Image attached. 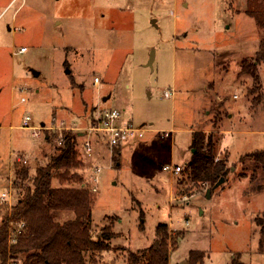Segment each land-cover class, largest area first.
Here are the masks:
<instances>
[{
	"label": "rangeland",
	"instance_id": "rangeland-1",
	"mask_svg": "<svg viewBox=\"0 0 264 264\" xmlns=\"http://www.w3.org/2000/svg\"><path fill=\"white\" fill-rule=\"evenodd\" d=\"M244 7L245 0H0V202L11 190L3 206L23 195L13 184L17 158L27 162L30 185L61 135L77 132L76 172L83 187L98 190H89L93 233L110 226L116 235L98 264H127V251L150 248L160 224L184 232L170 264H187L191 251L205 252L204 264H230L237 255L264 264L255 223L264 194L250 193L248 179L237 176L245 169L240 157L264 147V99L252 105L254 80L241 74L261 33ZM258 74L264 96V64ZM102 108L121 113L117 125L145 130L121 145L118 164L107 139L87 131ZM199 131L220 135L219 153L228 151L235 167L210 195L207 185L164 170H184ZM53 187H61L58 179ZM71 217L64 212L60 221Z\"/></svg>",
	"mask_w": 264,
	"mask_h": 264
},
{
	"label": "trees",
	"instance_id": "trees-1",
	"mask_svg": "<svg viewBox=\"0 0 264 264\" xmlns=\"http://www.w3.org/2000/svg\"><path fill=\"white\" fill-rule=\"evenodd\" d=\"M242 12L254 20L261 33L259 50L252 61L244 60L241 68V74L250 75L254 80L250 94L255 95L252 105L257 106L264 99L258 74L259 66L264 64V0H245ZM44 135L45 141L51 143L53 135L49 132ZM78 136L79 133L72 131L61 135L59 147L48 156L45 165L35 169L30 185L25 184L30 176L29 168L25 165L27 162L16 164L18 170L13 184L16 190L23 191V195L20 193L11 207L0 205L1 264H9L20 258L23 264H98L99 256L114 250L110 244L116 237L112 227H106L98 234L92 230L91 218L96 197L82 186V178L76 172L82 164L78 158ZM220 143V135L213 132L206 134L199 131L193 134L191 160L181 173L185 183L194 186L204 184L212 191L220 179L227 180L235 167L230 165L228 151L223 155L219 153ZM120 147L114 148L113 160L117 164ZM239 161L243 162L245 169L237 175L238 178L248 179L250 193L264 194V147L241 156ZM55 179L59 180L61 187H53ZM71 183L81 186H66ZM64 212L72 217L61 222ZM261 218H264V214ZM261 218H256L255 223L264 234ZM169 229L168 224H160L156 228L153 245L137 252L128 250L126 263L170 264L171 253L178 248L184 232L172 233ZM205 257V252L191 251L187 264H204ZM230 264L247 263L242 261L241 255H237Z\"/></svg>",
	"mask_w": 264,
	"mask_h": 264
},
{
	"label": "built area",
	"instance_id": "built-area-1",
	"mask_svg": "<svg viewBox=\"0 0 264 264\" xmlns=\"http://www.w3.org/2000/svg\"><path fill=\"white\" fill-rule=\"evenodd\" d=\"M26 48H21L18 53H24L26 52ZM101 80L98 77L94 78V84L100 85ZM164 96L166 98H170L172 96V92L165 91ZM22 103L27 102V99L23 97L21 99ZM121 119V113L116 109H107L102 108L98 110L97 115L95 116L93 123L91 124V127L87 130L90 135L92 134H98L107 139V144L110 147V149H114L118 146H121L123 143L128 142L130 140H133L135 138H143L145 130L142 129V127L136 126L132 121L123 122L122 125H117L119 120ZM32 121V118L30 116H26L24 118V128L30 127V122ZM84 149L86 152V155L88 157H91L93 154V148L90 141L85 142ZM18 162H25L22 157L17 158ZM165 171H171V173L178 174L182 172L181 167H176L174 172L169 167H164ZM97 179L94 178V182H96ZM92 192H97L96 186H93L89 188ZM11 190L8 192L5 191L2 194L1 202L0 204L7 203V201L11 197ZM24 226H21V228Z\"/></svg>",
	"mask_w": 264,
	"mask_h": 264
},
{
	"label": "water",
	"instance_id": "water-1",
	"mask_svg": "<svg viewBox=\"0 0 264 264\" xmlns=\"http://www.w3.org/2000/svg\"><path fill=\"white\" fill-rule=\"evenodd\" d=\"M154 59H155V52L153 51L151 54L150 60H149V64H148L150 67L153 66ZM224 182H225V178L220 179V181L216 184L215 187H220L222 184H224ZM210 194H211V191L208 190V195Z\"/></svg>",
	"mask_w": 264,
	"mask_h": 264
},
{
	"label": "crops",
	"instance_id": "crops-1",
	"mask_svg": "<svg viewBox=\"0 0 264 264\" xmlns=\"http://www.w3.org/2000/svg\"><path fill=\"white\" fill-rule=\"evenodd\" d=\"M231 3H233V2H231ZM240 15V14H239ZM106 99V98H105ZM205 263V262H204Z\"/></svg>",
	"mask_w": 264,
	"mask_h": 264
}]
</instances>
